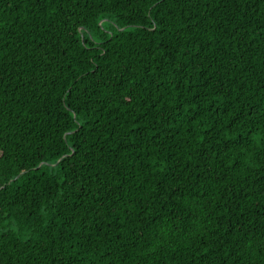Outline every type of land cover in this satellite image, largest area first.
Segmentation results:
<instances>
[{
  "label": "trees",
  "instance_id": "trees-1",
  "mask_svg": "<svg viewBox=\"0 0 264 264\" xmlns=\"http://www.w3.org/2000/svg\"><path fill=\"white\" fill-rule=\"evenodd\" d=\"M0 264H264V0H0Z\"/></svg>",
  "mask_w": 264,
  "mask_h": 264
}]
</instances>
